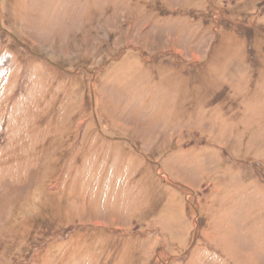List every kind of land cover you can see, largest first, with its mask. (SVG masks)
<instances>
[{
    "label": "rangeland",
    "instance_id": "rangeland-1",
    "mask_svg": "<svg viewBox=\"0 0 264 264\" xmlns=\"http://www.w3.org/2000/svg\"><path fill=\"white\" fill-rule=\"evenodd\" d=\"M0 264H264V0H0Z\"/></svg>",
    "mask_w": 264,
    "mask_h": 264
}]
</instances>
